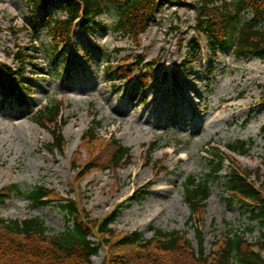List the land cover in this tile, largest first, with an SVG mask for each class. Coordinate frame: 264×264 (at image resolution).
Returning a JSON list of instances; mask_svg holds the SVG:
<instances>
[{
    "label": "rangeland",
    "instance_id": "obj_1",
    "mask_svg": "<svg viewBox=\"0 0 264 264\" xmlns=\"http://www.w3.org/2000/svg\"><path fill=\"white\" fill-rule=\"evenodd\" d=\"M66 16L57 1L43 9L38 0H0V61L17 70L21 65L15 56L22 52L24 69L18 80L25 94V100L0 105V218L41 216L50 235L72 226L56 200L33 207L10 190L14 184L24 191L44 185L55 198H74L82 211L78 217L89 225L118 212L111 225L117 236L138 230L152 238L157 229L178 230L198 250V227L206 255L230 231L256 243L262 229L247 206L230 204L225 184L237 167L264 192V60L237 58L232 41L231 48L212 50L194 28V0L158 8L155 22L137 40L116 31L114 15L106 12L98 20L107 28L76 26L69 55L48 54L52 37L45 24ZM32 18L37 31L29 24ZM139 56L154 64L153 70L141 66L138 72L148 77L147 86L137 79L111 80L112 65L135 62ZM51 100L59 101L66 121L63 151L46 148L53 140L51 131L33 117ZM94 120L101 122L96 138L84 140ZM114 138L132 152L117 168L109 165ZM236 140L254 144L240 155L226 146ZM216 148L227 154L224 168L206 206L194 216L196 223H189L185 178L209 173ZM87 161L99 165L77 176L73 163L83 166ZM107 254L108 246H103L92 260L103 264Z\"/></svg>",
    "mask_w": 264,
    "mask_h": 264
},
{
    "label": "trees",
    "instance_id": "obj_2",
    "mask_svg": "<svg viewBox=\"0 0 264 264\" xmlns=\"http://www.w3.org/2000/svg\"><path fill=\"white\" fill-rule=\"evenodd\" d=\"M54 1L65 6L67 16L61 19H49L45 25L52 37L47 46L48 54L65 53L69 55L72 49L73 33L76 26L83 28L90 24L106 27L99 22L98 17L108 12L115 18L114 29L137 40L150 25L155 22V13L166 3L184 0H38L41 8H48ZM197 10L196 24L198 34H204L212 50L229 47L237 58L257 57L264 60V0H194ZM34 30L39 27L36 19L29 20ZM193 51L195 45L190 46ZM16 59L24 69V57L18 52ZM151 71L153 63L145 62L139 56L134 61L120 62L110 68H116L111 73V80H140L147 86L146 75L138 72L141 66ZM125 69V71H124ZM20 70L0 61V105L12 103V99L25 100L22 83L18 78ZM35 121L51 131L53 140L47 143L49 151H63L65 138L63 128L66 121L62 118L61 105L57 100H51L38 109L33 115ZM93 126L83 136L84 140L96 138V129L101 122L94 120ZM112 154L109 165L117 168L128 161L132 155L131 148L113 139ZM254 142L252 140H236L227 144L230 152L246 154ZM156 145L151 149L154 151ZM207 151H210L207 148ZM210 159L211 169L203 177L190 174L184 181L186 202L191 209L192 221L211 195L213 181L218 180L224 168L227 154L216 148ZM99 163L87 161L83 166L73 163L77 176L83 177ZM11 191L24 195L33 207L49 205L54 200L65 215L72 219V226L53 235L41 216L26 219L6 220L0 218V264H95L92 257L103 246H108V254L103 264H264V192L251 180L246 170L231 168L228 173L225 190L230 204L239 201L247 206L252 221L262 229L259 240L251 243L241 233L230 231L222 239L214 243L215 250L205 254V237L197 227L196 235L198 250L192 242L180 231L155 230L152 238H146L141 231L135 230L117 236L112 223L118 212L107 215L103 220L89 225L84 218L76 200L72 197L55 198L53 191L44 186L36 185L28 190H22L17 184ZM96 228V231H94ZM254 226L248 229L252 231ZM98 234V240L90 239L92 234Z\"/></svg>",
    "mask_w": 264,
    "mask_h": 264
},
{
    "label": "bare ground",
    "instance_id": "obj_3",
    "mask_svg": "<svg viewBox=\"0 0 264 264\" xmlns=\"http://www.w3.org/2000/svg\"><path fill=\"white\" fill-rule=\"evenodd\" d=\"M174 103L171 105L173 107Z\"/></svg>",
    "mask_w": 264,
    "mask_h": 264
}]
</instances>
